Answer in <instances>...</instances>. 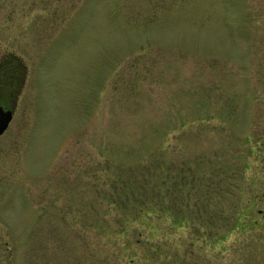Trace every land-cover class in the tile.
<instances>
[{
    "label": "rangeland",
    "instance_id": "rangeland-1",
    "mask_svg": "<svg viewBox=\"0 0 264 264\" xmlns=\"http://www.w3.org/2000/svg\"><path fill=\"white\" fill-rule=\"evenodd\" d=\"M3 22L26 79L0 264H264L231 234L264 211V0H0Z\"/></svg>",
    "mask_w": 264,
    "mask_h": 264
},
{
    "label": "flooded vegetation",
    "instance_id": "flooded-vegetation-1",
    "mask_svg": "<svg viewBox=\"0 0 264 264\" xmlns=\"http://www.w3.org/2000/svg\"><path fill=\"white\" fill-rule=\"evenodd\" d=\"M15 13V8L11 7L8 11L9 18L11 19ZM25 14L24 11L23 15ZM4 25L3 22L0 29L3 28L5 31L8 43L5 47H0V107L11 109L13 117L26 79V65L19 54L22 47L19 46V38L23 36L25 29L15 22L3 27Z\"/></svg>",
    "mask_w": 264,
    "mask_h": 264
},
{
    "label": "trees",
    "instance_id": "trees-1",
    "mask_svg": "<svg viewBox=\"0 0 264 264\" xmlns=\"http://www.w3.org/2000/svg\"><path fill=\"white\" fill-rule=\"evenodd\" d=\"M249 211L241 210V212L237 213V215L234 217L235 220L232 221L231 225V234H237L239 233L241 235L242 231H259V240L263 238L264 234V211H262V214L259 216L257 213L259 212V209L256 210L248 207ZM185 221H181L178 223L179 228H186L187 224L184 225ZM176 226V227H178ZM156 229L153 226V230L151 229L150 232H155ZM222 238V237H221ZM226 238V236H225ZM222 240V239H221ZM258 240V241H259ZM256 243V246L259 247V252L261 247V242ZM259 243V244H258ZM238 244V243H237ZM234 245V244H233ZM239 245V244H238Z\"/></svg>",
    "mask_w": 264,
    "mask_h": 264
},
{
    "label": "water",
    "instance_id": "water-1",
    "mask_svg": "<svg viewBox=\"0 0 264 264\" xmlns=\"http://www.w3.org/2000/svg\"><path fill=\"white\" fill-rule=\"evenodd\" d=\"M11 119H12V110L11 109H3L0 107V135L7 128Z\"/></svg>",
    "mask_w": 264,
    "mask_h": 264
}]
</instances>
